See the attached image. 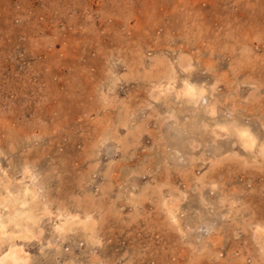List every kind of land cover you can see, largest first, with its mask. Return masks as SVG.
Here are the masks:
<instances>
[{
	"label": "rangeland",
	"instance_id": "obj_1",
	"mask_svg": "<svg viewBox=\"0 0 264 264\" xmlns=\"http://www.w3.org/2000/svg\"><path fill=\"white\" fill-rule=\"evenodd\" d=\"M7 190L29 264H264V0H0Z\"/></svg>",
	"mask_w": 264,
	"mask_h": 264
},
{
	"label": "bare ground",
	"instance_id": "obj_2",
	"mask_svg": "<svg viewBox=\"0 0 264 264\" xmlns=\"http://www.w3.org/2000/svg\"><path fill=\"white\" fill-rule=\"evenodd\" d=\"M184 89L189 91L190 93L194 94V96H195L194 102L195 103L198 102L199 98L201 99V97H202V95H204V91H205V90H203V88L195 90L194 87L188 83L184 86ZM212 107H209V108H211V110H210L211 112H213V110H214ZM245 131H247V130H245ZM249 137H251V136L249 135ZM27 190H28V188L24 189V191H25L24 196L27 195ZM8 193H11V192L8 191L7 193H5L6 195L3 193L4 196L2 199H3V201H5V204L3 202L4 206L6 208L8 207L9 211H8L7 216H5L4 218L0 217V241H1V238L2 239L5 238V239H7L8 244L4 250H0V264H29V256H28L27 252L23 249V247L20 244L16 243L14 241V239L15 238H21V237H24V238L30 237V229L27 228L26 225H23L24 226L23 227L22 225H20V223H21V219H30V217L32 215L30 216V214H28V212L23 211V209H21V208L16 209V208H14V206H13V208H11L8 205V202L10 201V199H9L10 195L8 196ZM12 200L13 199H11V201ZM19 203H21V205L23 206V205H25L26 201L22 198ZM66 218L67 219H63L65 221H63L60 225H58V227H57L58 229H67L68 230L69 229L68 220H72L71 224L74 222L73 216H67ZM9 222L13 223V226L16 228V230H14V229H12L10 231L7 230V225L9 224Z\"/></svg>",
	"mask_w": 264,
	"mask_h": 264
}]
</instances>
